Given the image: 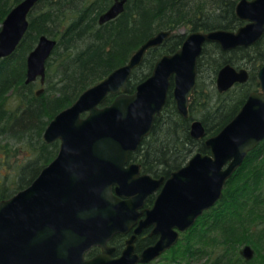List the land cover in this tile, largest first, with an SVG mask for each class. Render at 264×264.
Here are the masks:
<instances>
[{
    "label": "water",
    "instance_id": "1",
    "mask_svg": "<svg viewBox=\"0 0 264 264\" xmlns=\"http://www.w3.org/2000/svg\"><path fill=\"white\" fill-rule=\"evenodd\" d=\"M127 0H114L102 13L104 24L121 14ZM39 0H21L0 28V58L12 55L29 28V13ZM236 13L246 23L237 29L195 30L173 54L161 56L150 76L128 92V80L147 51L170 35L162 30L147 39L127 63L85 89L48 123L46 143L60 141L57 155L25 188L0 201V264H137L150 262L175 244L180 231L223 196L227 180L248 153L264 140V65L258 71L261 88L252 91L241 109L218 133L205 139L209 152L194 153L187 163L165 178L140 175V165L128 164L162 113L172 81L178 111L189 115L198 74V58L206 42L224 49L255 44L264 35V0H239ZM57 39L41 35L27 57L26 82L46 81L47 61ZM249 79L247 68L224 65L216 79L220 92ZM43 88L37 91L41 94ZM110 103H105L109 96ZM201 120L191 123L195 139L206 136ZM160 189L152 208H140ZM143 218H140L142 215ZM138 223L123 254L113 259L101 254L85 261L93 245L106 246L115 233H126ZM154 224L159 240L141 255L134 240L143 227ZM241 254L255 255L246 244Z\"/></svg>",
    "mask_w": 264,
    "mask_h": 264
},
{
    "label": "trees",
    "instance_id": "2",
    "mask_svg": "<svg viewBox=\"0 0 264 264\" xmlns=\"http://www.w3.org/2000/svg\"><path fill=\"white\" fill-rule=\"evenodd\" d=\"M20 1L0 0V28ZM237 1L128 0L121 14L101 24L100 15L114 0H39L29 13L28 31L16 51L0 58V168H13L11 178L0 180V201L28 186L55 158L60 141L46 143L44 131L51 119L85 89L127 63L159 31L182 27H190L188 31L236 29L243 24L235 14ZM43 34L57 39V45L47 61L45 89L38 95L37 82H26L27 57ZM184 38L185 33L177 32L162 46L150 49L143 63L133 70L128 92H134L151 75L161 55L176 52ZM226 63L247 66L250 79L221 93L215 79ZM263 64L264 35L250 47L230 51L217 43L206 44L198 60L189 115L184 117L178 111L172 81L167 103L156 116L151 133L129 158L139 159L147 173L168 177L194 153L209 152L204 139L191 135V123L199 119L208 136L218 133L238 113L250 92L259 89L258 71ZM113 98L109 96L105 103ZM14 143L27 146V161L11 163L17 153ZM187 234V251L200 258L213 257L211 264H243L240 249L246 244L253 246L255 255L244 262L264 264V140L227 180L222 198Z\"/></svg>",
    "mask_w": 264,
    "mask_h": 264
},
{
    "label": "flooded vegetation",
    "instance_id": "3",
    "mask_svg": "<svg viewBox=\"0 0 264 264\" xmlns=\"http://www.w3.org/2000/svg\"><path fill=\"white\" fill-rule=\"evenodd\" d=\"M128 1V0H127ZM127 1H126V3H127ZM239 1V0H238ZM238 1H237V3H238ZM126 3H125V5H126ZM237 3H236V5H237ZM236 5H235V14L237 15V13H236ZM125 10V9H124ZM237 17L239 18V16L237 15ZM115 19V18H114ZM242 22H243V24L242 25H244L245 23H246V21L245 20H242L241 18H239ZM113 20V19H112ZM242 25H240V26H242ZM239 26V27H240ZM238 28V27H237ZM236 28V29H237ZM215 29V28H214ZM225 29H227V28H225ZM167 30H170L171 31V33H170V35L168 36V38L160 45V46H162L165 42H167V40L171 37V36H173L174 34H176L177 33V30L175 31V30H172V29H167ZM198 30H201V29H198ZM211 30V29H210ZM234 30V29H233ZM192 31H195V30H191V31H188V33L187 34H189L190 32H192ZM202 31H206V30H202ZM160 32V31H159ZM157 34V33H156ZM187 34H185V38H186V36H187ZM185 38H184V40H185ZM184 42V41H183ZM208 43H217V42H206L205 44H204V47H205V45L206 44H208ZM183 44V43H182ZM218 45H220L219 43H217ZM160 46H157V47H160ZM250 46H252V45H250ZM250 46H247V47H250ZM157 47H153V48H157ZM181 47V46H180ZM220 47L223 49V50H226V51H230V50H233V49H236V48H239V47H244V46H238V47H235V48H231V49H224L221 45H220ZM152 49V48H151ZM204 49V48H203ZM150 50V49H149ZM148 50V51H149ZM147 51V52H148ZM202 53H203V50H202ZM202 53H201V55H202ZM169 54H173V53H169ZM146 55V54H145ZM163 55H165V54H163ZM163 55H161V56H163ZM201 55L199 56V57H201ZM160 56V57H161ZM159 57V58H160ZM158 58V59H159ZM157 59V60H158ZM198 60H199V58H198ZM227 64V63H226ZM226 64H224V65H226ZM232 64V63H231ZM224 65H222V67L224 66ZM232 65H234V66H236L237 68H242V67H245V68H247L248 69V67L247 66H237V65H235V64H232ZM264 65V64H263ZM262 65V66H263ZM155 66V65H154ZM221 67V68H222ZM220 68V69H221ZM220 69H219V71H220ZM219 71L217 72V75H218V73H219ZM248 71H249V69H248ZM198 75V74H197ZM217 75H216V79H217ZM259 78V77H258ZM197 79V78H196ZM216 79H215V82H216ZM249 79H250V72H249ZM249 79H248V81H249ZM247 81V82H248ZM247 82H245V83H247ZM259 82H260V80H259ZM245 83H237V84H245ZM236 85V84H235ZM234 85V86H235ZM233 86V87H234ZM217 87V86H216ZM232 87V88H233ZM261 88V84H260V87H259V89ZM258 89V90H259ZM230 90V89H229ZM228 90V91H229ZM258 90H254V91H258ZM219 91V90H218ZM220 92V91H219ZM227 92V91H226ZM221 93H224V92H221ZM251 93V92H250ZM247 100V99H246ZM243 106V105H242ZM241 109V108H240ZM136 151V150H135ZM133 152V151H132ZM131 163H136V164H139L140 165V171H139V174L140 175H143V174H149V175H151V176H153L154 178H160V177H165V178H167L166 176H160V177H158V176H154V175H152V174H150V173H147V172H145V170L143 169V166H142V164L139 162V159H137V158H129L128 159V163H127V165L128 164H131ZM159 192H160V189L158 190V191H155L154 193H152V194H150L146 199H145V202H144V205L140 208V210H143L144 208H152L153 207V205H154V202H155V199H156V197H157V195L159 194ZM148 199H151L150 201L151 202H149V200ZM145 215L143 214L140 218H143ZM138 226V223L137 224H135L134 226H132L129 230H128V232H126V233H121V232H119V233H115L111 238H109L108 240H107V242H106V246L105 247H103V246H101V245H93V246H91L88 250H86L85 251V253H84V260L85 261H88V260H92V259H94V258H96L97 256H99V255H101V254H110V256H111V258H113V259H116V258H118V257H120L122 254H123V252H124V250L126 249V247H127V241L129 240V238H131L133 235H134V229L136 228ZM154 227H155V225L154 224H152V225H150V226H147V227H143L142 228V230H141V232L140 233H138L137 235H136V238H135V240H134V253L135 254H138V255H141V253L143 252V250H145L147 247H149V246H151V245H154L158 240H159V238H160V234H158V233H155L154 232ZM189 229V228H188ZM188 229L187 230H184V231H180V233H179V238H178V240H177V242L175 243V244H173L170 248H168L167 250H165L164 252H162V253H160L158 256H156L154 259H152L150 262H146V263H142V262H138L137 264H191V260L189 259V257L190 258H192L193 260H195V259H197V260H199V256H194V255H192L191 253H190V251H187V249H188V244H187V242L185 243V245H183L182 244V240L183 239H188V236H184V234L188 231ZM142 240V241H141ZM181 247H183V248H186L185 250H183ZM243 247V246H242ZM241 247V248H242ZM180 249H182L183 251H180ZM241 250V249H240ZM192 255V256H191ZM240 255L242 256V257H244L242 254H241V252H240ZM206 257H209V256H206ZM245 258V257H244ZM254 258V257H253ZM252 258V259H253ZM246 259V258H245ZM252 259H250V260H252ZM247 260V259H246ZM247 261H249V260H247ZM212 263V262H211ZM211 263H206V264H211Z\"/></svg>",
    "mask_w": 264,
    "mask_h": 264
},
{
    "label": "rangeland",
    "instance_id": "4",
    "mask_svg": "<svg viewBox=\"0 0 264 264\" xmlns=\"http://www.w3.org/2000/svg\"><path fill=\"white\" fill-rule=\"evenodd\" d=\"M189 29H190V27H182L177 32H181V33L187 34ZM46 77H47V75H46ZM54 79H55V75H54ZM35 82H37V91L39 89H41V88H43V91H44V89H45V85L44 84L45 83L44 84H41L39 78ZM196 120H199V119H196ZM207 137H209V136L206 134V136L203 138L204 141H205V139ZM15 145H16L17 153H16L15 156L11 157V163L12 164H15L16 161L17 162L27 161L28 160V157H27V155H28V148H27V146H25L23 143H18V144L14 143L13 146H15ZM12 171H13V168H10L8 166H5L3 168H0V180L2 178H5L6 179L7 177H8V179L11 178L13 176L12 175ZM184 236H188L187 232L184 234ZM182 241H183L182 244L185 245V243L188 241V239H183ZM181 248L183 250L186 249V248H183V247H181ZM198 258H199V260H197V259L193 260L192 258L189 257V259L192 261L191 264H206V263H211L213 261V259H214L213 257H206V256L205 257H202V258H200V257H198ZM242 258H243L244 261L246 260L244 257H242ZM244 261L242 263L243 264H246Z\"/></svg>",
    "mask_w": 264,
    "mask_h": 264
}]
</instances>
